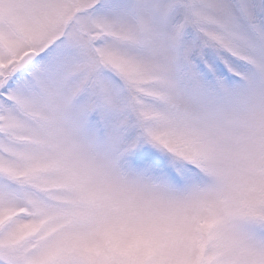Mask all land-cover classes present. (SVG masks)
I'll return each mask as SVG.
<instances>
[{"label":"snow or ice","instance_id":"obj_1","mask_svg":"<svg viewBox=\"0 0 264 264\" xmlns=\"http://www.w3.org/2000/svg\"><path fill=\"white\" fill-rule=\"evenodd\" d=\"M0 264H264V0H0Z\"/></svg>","mask_w":264,"mask_h":264}]
</instances>
